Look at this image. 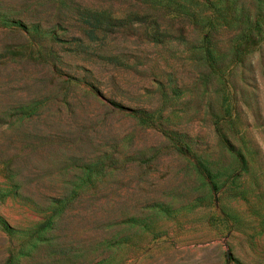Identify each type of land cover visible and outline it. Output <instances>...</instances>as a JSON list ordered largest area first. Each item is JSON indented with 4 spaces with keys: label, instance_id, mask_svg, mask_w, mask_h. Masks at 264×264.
<instances>
[{
    "label": "rangeland",
    "instance_id": "obj_1",
    "mask_svg": "<svg viewBox=\"0 0 264 264\" xmlns=\"http://www.w3.org/2000/svg\"><path fill=\"white\" fill-rule=\"evenodd\" d=\"M166 2L0 0V264H264V37Z\"/></svg>",
    "mask_w": 264,
    "mask_h": 264
},
{
    "label": "trees",
    "instance_id": "obj_2",
    "mask_svg": "<svg viewBox=\"0 0 264 264\" xmlns=\"http://www.w3.org/2000/svg\"><path fill=\"white\" fill-rule=\"evenodd\" d=\"M161 5L185 13L192 25L200 30L195 59L202 64L203 70L240 59L264 37V0H167ZM111 16L109 7L103 8L98 15L92 14L94 24L104 27L111 25ZM0 21L20 24L18 20L6 17ZM32 29L38 34L37 24H33ZM217 29L229 34L224 46L217 42L214 32ZM168 136L178 150L190 152L186 133H170Z\"/></svg>",
    "mask_w": 264,
    "mask_h": 264
}]
</instances>
